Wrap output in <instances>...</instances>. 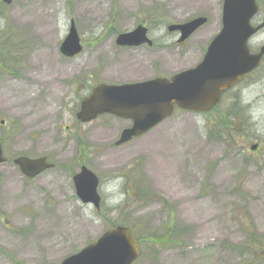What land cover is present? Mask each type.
Wrapping results in <instances>:
<instances>
[{"label": "rangeland", "instance_id": "1", "mask_svg": "<svg viewBox=\"0 0 264 264\" xmlns=\"http://www.w3.org/2000/svg\"><path fill=\"white\" fill-rule=\"evenodd\" d=\"M223 1L0 0V141L7 159L0 165V264H59L122 221L142 236L168 219L189 229L178 246L138 264H239L229 246L246 241L244 225L264 236V63L218 113L177 111L122 146L115 143L128 121L76 119L99 84L169 79L196 66L220 32ZM257 2L262 20L264 0ZM198 17L208 23L183 44L167 31ZM72 20L84 49L69 59L60 47ZM140 24L149 27L152 48L116 45L119 34ZM251 45H264V31ZM235 96L245 111L238 121L250 131L237 124V137L210 135L213 118L229 112ZM18 157H47L56 168L29 180L13 164ZM80 166L100 178V215L76 197ZM132 174L142 178L144 200Z\"/></svg>", "mask_w": 264, "mask_h": 264}, {"label": "water", "instance_id": "2", "mask_svg": "<svg viewBox=\"0 0 264 264\" xmlns=\"http://www.w3.org/2000/svg\"><path fill=\"white\" fill-rule=\"evenodd\" d=\"M3 2L11 5L13 0ZM258 13L256 0H224L222 28L195 68L177 73L170 79L155 78L123 85L101 84L81 102L77 120L87 124L101 116L111 115L131 122L115 143L122 146L170 119L176 109L196 114L212 111L222 93L244 80L264 58V46L258 53H251L249 48V42L264 29V21L258 26L252 24ZM206 23V18H196L171 25L168 31L180 33L179 43H183ZM116 44L120 47H151L153 41L148 37V28L139 25L131 32L120 34ZM82 51L72 20L60 52L67 58H74ZM6 162L0 142V165ZM13 164L30 180L55 168L47 157H18ZM73 183L78 199L100 210L102 199L98 176L84 166L74 175ZM140 256L141 248L135 233L128 227L118 226L105 231L93 243L60 264H134Z\"/></svg>", "mask_w": 264, "mask_h": 264}, {"label": "trees", "instance_id": "3", "mask_svg": "<svg viewBox=\"0 0 264 264\" xmlns=\"http://www.w3.org/2000/svg\"><path fill=\"white\" fill-rule=\"evenodd\" d=\"M8 38H10V36H8ZM242 85L243 84L239 85L238 88H240ZM240 89L242 90V88ZM227 96H230V93H227L226 97ZM233 100H235V102L237 101L238 103H236L233 108L229 110V112L222 114L219 117L213 118V120H216V125L211 126V130L209 132L210 135L222 136L226 139L237 137V133H240L237 128L238 126H235L237 124H239L243 130H246L247 132L250 131V125L247 122H243L241 120L238 121L239 117L245 118V111L239 107L242 97L235 96ZM219 111L220 105L216 107L211 113H218ZM129 179L136 188L137 197L139 196L141 200H144L145 197H148L142 194L143 182L141 176L139 178V175L132 174L130 175ZM133 179L136 182H134ZM100 211L97 212V215L101 214ZM116 226L130 227L134 231L142 249L140 260L155 257V254L157 253L158 255L160 249L178 246L180 244L179 241L189 232L188 228H181L169 219L168 224L162 225L160 228H158V230H148L144 236H142L141 232L137 230L134 225L127 224L124 221L112 223L109 225L108 229L114 228ZM251 226L252 225L249 224L244 225L243 230L246 234V241L243 244L229 246V250L237 256L239 264H264V236H258V234L252 231L253 228ZM139 262L140 261L136 262L135 264H138ZM149 264L157 263L155 260H153L149 262Z\"/></svg>", "mask_w": 264, "mask_h": 264}, {"label": "clouds", "instance_id": "4", "mask_svg": "<svg viewBox=\"0 0 264 264\" xmlns=\"http://www.w3.org/2000/svg\"><path fill=\"white\" fill-rule=\"evenodd\" d=\"M122 182H123L122 178H118L115 183L117 184V186H119L120 184H122ZM109 202L112 203V201Z\"/></svg>", "mask_w": 264, "mask_h": 264}, {"label": "flooded vegetation", "instance_id": "5", "mask_svg": "<svg viewBox=\"0 0 264 264\" xmlns=\"http://www.w3.org/2000/svg\"><path fill=\"white\" fill-rule=\"evenodd\" d=\"M259 21V20H258ZM243 83V82H242ZM242 83H238L234 88H233V90L235 89V88H237L239 85H241Z\"/></svg>", "mask_w": 264, "mask_h": 264}]
</instances>
